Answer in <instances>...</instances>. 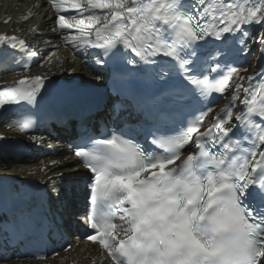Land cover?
<instances>
[{
    "label": "snow or ice",
    "instance_id": "6c2138e0",
    "mask_svg": "<svg viewBox=\"0 0 264 264\" xmlns=\"http://www.w3.org/2000/svg\"><path fill=\"white\" fill-rule=\"evenodd\" d=\"M46 3L71 61L81 55L95 74L84 83L103 85L110 101L95 106L98 129L84 119L75 125L70 156L39 168L46 177L36 181L46 186L40 208L45 197L71 192L83 171L80 223L107 264H264V66L249 75L238 66L253 39L264 58V0ZM39 27L32 32L41 34ZM57 47L40 61L43 71L32 74L26 61L19 65L25 75L0 85V111L23 108L9 128L62 155L39 129L53 114L49 107L71 115L61 106L83 90L59 82L77 69ZM0 49L28 61L38 55L15 33H0ZM225 93L224 107L208 106L213 94ZM0 213L8 239L50 227L26 190L0 189Z\"/></svg>",
    "mask_w": 264,
    "mask_h": 264
},
{
    "label": "bare ground",
    "instance_id": "6f19581e",
    "mask_svg": "<svg viewBox=\"0 0 264 264\" xmlns=\"http://www.w3.org/2000/svg\"><path fill=\"white\" fill-rule=\"evenodd\" d=\"M21 2H24L26 8H23L22 5L17 6ZM37 2H39L38 7L35 6V3ZM29 10H31L34 15L28 21L22 20L21 17ZM52 16V12L49 10L46 0H0V26L2 28H6L7 31L22 35L23 38L28 39L30 42H32L31 40H36V38L40 35L32 32V30L37 28L38 25L41 26L38 28L39 33H44L43 30L54 27L51 19ZM7 17H11V19L2 25L1 22L3 20L5 21ZM9 23H11L10 26L8 25ZM62 35V33L54 31L51 36L52 38H50L51 45L49 46L46 56H48V53L52 50L53 46H58L56 55L61 58H68V64L77 69V76L79 78L86 79L94 77L95 74L92 72L91 67L88 64L83 63V57L81 55L77 54L74 63L71 61L72 49L64 45V42L61 39ZM32 45H34L33 42ZM68 64L65 66L67 67ZM0 135L10 138L8 141L0 142V189H20L26 190L32 194L34 187L36 185H41L37 184L36 181L46 178L45 174L39 171L41 165L53 159L61 160L69 156L63 145H54V140H46L45 144L51 142L55 146V151L61 152L62 155H53L46 147H44L38 148V150H47L46 154H44V156L41 155L38 159H35V163H31V155L25 156L21 159H16L13 154L19 151L22 145L27 144L30 146L31 142L28 137L22 136L18 132L9 128L5 122L4 126H0ZM3 144H7L6 149L2 147ZM35 148L36 146L34 149ZM13 162H21V164L24 165L22 170H18L16 173L11 172V170H9V165ZM71 167L72 166L69 165L64 169H53L48 172L47 175L52 176L55 172L61 170L68 172L71 170ZM82 176L83 171L74 178L73 182L75 183V181H78L82 178ZM71 247L72 248L69 251L58 253L56 257L46 259L45 261L26 260L9 252L6 255L0 252L1 262L5 261L2 257H9V259L6 260L7 262H0V264H93L94 260L96 264H107V261H102L101 249L96 245H86L85 243L75 241Z\"/></svg>",
    "mask_w": 264,
    "mask_h": 264
},
{
    "label": "rangeland",
    "instance_id": "374dc122",
    "mask_svg": "<svg viewBox=\"0 0 264 264\" xmlns=\"http://www.w3.org/2000/svg\"><path fill=\"white\" fill-rule=\"evenodd\" d=\"M1 21V20H0ZM2 125H4V123L2 124ZM31 158H32V156H31ZM34 158V157H33ZM62 160V159H61ZM17 161V160H16ZM31 163H33V162H31ZM35 163V162H34ZM23 166L24 165H22L21 164V162H13V163H11L10 165H9V170H11V172H13V173H16V171H18V170H22V168H23ZM21 167V168H20ZM20 168V169H19ZM24 170V169H23ZM15 171V172H14ZM1 262V261H0ZM5 262H7V261H3V262H1V263H5Z\"/></svg>",
    "mask_w": 264,
    "mask_h": 264
}]
</instances>
